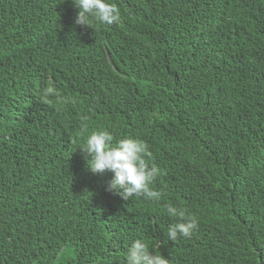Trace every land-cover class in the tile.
Masks as SVG:
<instances>
[{
	"label": "trees",
	"instance_id": "obj_1",
	"mask_svg": "<svg viewBox=\"0 0 264 264\" xmlns=\"http://www.w3.org/2000/svg\"><path fill=\"white\" fill-rule=\"evenodd\" d=\"M108 2L120 22L89 26L73 0H0V264H127L136 239L264 264V0ZM96 130L147 143L158 201L106 190L78 148Z\"/></svg>",
	"mask_w": 264,
	"mask_h": 264
},
{
	"label": "clouds",
	"instance_id": "obj_2",
	"mask_svg": "<svg viewBox=\"0 0 264 264\" xmlns=\"http://www.w3.org/2000/svg\"><path fill=\"white\" fill-rule=\"evenodd\" d=\"M77 10L76 23L92 26L93 22L102 25L118 24L121 20L119 8L108 0H73ZM52 82L45 88L42 99L55 94ZM85 154L88 169L97 175L105 172L112 173V179L106 190L119 196L124 201L134 197L148 200H159L161 193L155 191L151 185L160 174L159 168L147 159L152 156L147 143L139 138L115 140L108 130H96L87 136L79 146ZM168 215L178 218L167 230L171 241L179 237H191L198 226L195 216H191L185 209H177L173 205L166 208ZM127 264H170L169 259L162 254L150 251L149 245L143 239L134 240L126 254Z\"/></svg>",
	"mask_w": 264,
	"mask_h": 264
}]
</instances>
